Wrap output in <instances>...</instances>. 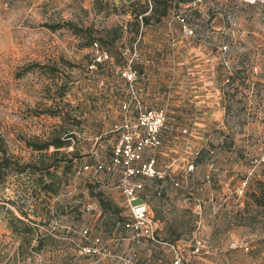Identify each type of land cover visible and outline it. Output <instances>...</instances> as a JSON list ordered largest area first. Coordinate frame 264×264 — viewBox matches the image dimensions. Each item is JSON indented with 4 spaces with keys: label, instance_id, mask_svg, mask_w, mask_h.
Wrapping results in <instances>:
<instances>
[{
    "label": "rangeland",
    "instance_id": "1",
    "mask_svg": "<svg viewBox=\"0 0 264 264\" xmlns=\"http://www.w3.org/2000/svg\"><path fill=\"white\" fill-rule=\"evenodd\" d=\"M136 1L151 11L152 0H0V161L43 168L0 181V264H173L177 254L182 264H264V206L249 195L264 182V0L180 4L132 38L126 11ZM67 23L96 36L123 25L119 62L98 66L111 60L105 50L83 48L67 25L49 27ZM221 71L237 72L238 86L226 87ZM223 89L232 95L228 122ZM178 117L186 122L173 133L160 130ZM57 135H72L60 149L65 160L49 157L53 147L28 146ZM208 141L212 156L195 165ZM114 147L118 158H104ZM42 159L59 163L54 178ZM153 159L162 182L145 167ZM136 168L148 173L131 174ZM138 183L152 233L131 216L125 188ZM91 188L130 225L104 211ZM6 208L36 228L30 244L9 228Z\"/></svg>",
    "mask_w": 264,
    "mask_h": 264
},
{
    "label": "trees",
    "instance_id": "2",
    "mask_svg": "<svg viewBox=\"0 0 264 264\" xmlns=\"http://www.w3.org/2000/svg\"><path fill=\"white\" fill-rule=\"evenodd\" d=\"M194 0H152V7H151V11L148 13L149 11V4L148 3H142L141 1H136V2H131L130 4V9L127 10L126 12L129 13L132 16V20H129L127 22V26H129V31L133 32L135 34L134 37L132 38H136V36L138 35V33L140 32V28L142 26H149L153 23V21L155 22H160L162 21L170 12L172 9L177 8L180 4H188L190 2H193ZM140 16H142V18H140ZM68 26V28H70L73 33L77 36H79L82 40V46L83 48H92L94 45L100 47L101 49L105 50L108 54L107 56L111 57V60L108 61H97L94 60V64L101 66L104 63H118V57L119 54L115 51L116 50V42L117 40L120 38L121 36V32H124V26H112L110 28H105L102 31V35L100 36H96L94 35L93 31L91 30L90 27L87 28H83V27H78V26H74L71 23H67V24H55V25H49V27L52 30H58L64 26ZM113 59V60H112ZM133 68L138 72H144V64H139L134 62L133 63ZM31 70V69H30ZM237 72L235 73H227V74H223V72L221 71L219 73V77L220 80L226 81V87L228 88H232L233 86H238L237 81H238V77L236 75ZM63 86H60L59 89H62L60 91V95L64 96L67 92L66 88H62ZM229 89H223V100H222V108L225 111L224 114V120L225 122H228V115L229 112L231 111V106H232V95L229 93ZM48 112V114L51 115H55L56 113H53L52 111H44ZM186 122V120L182 117H178L176 118L174 124L166 121L162 124V126L160 127V130L162 129V131L165 130H171V133H173V130L175 127H180L182 126V124H184ZM171 124V125H170ZM131 140L130 142H132V144H134L135 146L140 142V132H141V127L137 126L134 129H131ZM159 134V133H158ZM67 136H72V135H66V136H51L49 139L44 140V141H29L28 146L32 148L33 151H37L39 153H48V151L50 150L51 147L54 148V150L49 153V157L55 159V157H58L59 155L63 156V159L61 160H65V158L67 157V154L64 153L63 151H61L60 149L63 147H66L70 144V137ZM158 142H160V140H158ZM212 142L208 141L205 142L203 147L200 149V151L197 153V155L195 156V159L193 160V163L199 164L202 162H205V160L209 156L211 155V149L210 146H212ZM209 146V148L207 147ZM130 147V145H129ZM115 148L114 147L112 150H110L109 155L104 156V158L106 159H112L116 154H115ZM120 152V150H119ZM75 156H78L76 152L73 153ZM119 155V153L117 154ZM207 156V157H206ZM116 158H118L117 156H115ZM91 159V158H90ZM44 159H42L41 161L43 162V167L46 168L45 171L48 172L46 175H50L51 178H54V172H52L50 170V168L54 167L55 169H58L60 167L59 163H55V165H53L52 163L46 165L43 161ZM73 160L70 159V161ZM154 160V159H153ZM125 160L122 158L121 162L123 163ZM127 161V164H129V161ZM155 162V160H154ZM40 163H28V164H21L19 162H13L11 159H9V157H3L0 161V181L3 182V180L11 173H16V174H23L28 172V168H33L32 169V174L36 175L38 174V171H42L43 172V168H41V166L39 165ZM140 169V168H137ZM45 175V174H43ZM43 175H40L41 177V182L43 184V188H48L50 187V185L47 183H45ZM137 175H142L141 172H139ZM151 180L155 181V182H162L163 178L160 177L159 173L154 174V176L151 178ZM51 190H54V192H58L57 189H55L54 187H50ZM91 193L94 194L95 196H97L98 202L100 204V206L102 207V209L104 211H108L110 209H114L116 212V215L118 216L117 219H119L118 221L122 224V225H126V224H130L129 220L127 217L123 216L120 214V210L118 208V205H116L112 200L106 198L103 195L102 191H98L96 193H94V189L91 188L90 189ZM160 194V193H159ZM166 193H163V195H165ZM249 195H251V200L257 205V206H264V182L262 184V186L255 191H252L251 193H249ZM144 194L143 196L139 197V201H144ZM1 207V206H0ZM5 214H7L8 218L6 219V223L9 226V228L12 229V231L16 232L19 235L23 236V240L26 241L27 243H31L32 238H34V233L36 228L33 227L29 222H27L24 218L17 216L13 211H11L10 209L6 208L5 210H3ZM23 212V211H22ZM23 214L28 215L27 213L23 212ZM159 212L156 211V215L159 216ZM114 221L118 222L116 219H114ZM176 223L178 224V219L175 217L173 219V224L176 225ZM179 237H176L173 239V241L175 242L176 240H178ZM43 246L42 243V239L39 240L38 245L36 246L37 250L41 249ZM21 248H23L21 246Z\"/></svg>",
    "mask_w": 264,
    "mask_h": 264
},
{
    "label": "built area",
    "instance_id": "3",
    "mask_svg": "<svg viewBox=\"0 0 264 264\" xmlns=\"http://www.w3.org/2000/svg\"><path fill=\"white\" fill-rule=\"evenodd\" d=\"M246 2H256V0H244ZM177 17H180L179 15H177ZM140 18H142V16H140ZM182 21H184L185 19L182 18ZM104 56L107 57V54L105 53ZM101 60V57H100ZM136 73V71H135ZM163 124V123H162ZM162 126V125H161ZM158 131V129L156 128L154 137L156 135V132ZM150 171H151V175L154 176V174L158 173L155 168H154V160L152 163H149L148 165L145 164ZM100 168H103L102 164L99 165ZM87 168H89V166L87 165ZM132 173L131 174H138L139 172L141 173H148L147 171H145L143 168L140 169H131ZM142 185L140 183L138 184H134V185H129L125 188V193L128 196V201H129V206H130V210H131V216L133 217L136 226L139 227L138 223H142L145 225L146 227V232L147 233H152L153 232V221H152V209L151 206L146 202V201H139V196L137 195V191L138 188H141ZM130 225V224H127ZM83 235L87 238V234H88V230L85 229L82 231ZM97 240H99L97 238ZM173 264H182V257L180 255H176L175 259L173 261Z\"/></svg>",
    "mask_w": 264,
    "mask_h": 264
}]
</instances>
